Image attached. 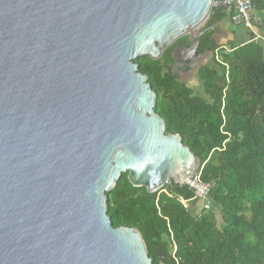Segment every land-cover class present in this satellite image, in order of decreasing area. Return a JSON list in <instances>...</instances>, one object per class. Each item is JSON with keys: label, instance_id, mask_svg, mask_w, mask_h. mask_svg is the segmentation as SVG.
<instances>
[{"label": "water", "instance_id": "water-1", "mask_svg": "<svg viewBox=\"0 0 264 264\" xmlns=\"http://www.w3.org/2000/svg\"><path fill=\"white\" fill-rule=\"evenodd\" d=\"M213 0H0V264H153L137 229L113 228L126 174L156 193L200 162L166 134L135 61L187 38ZM232 8L230 9V12Z\"/></svg>", "mask_w": 264, "mask_h": 264}, {"label": "trees", "instance_id": "trees-1", "mask_svg": "<svg viewBox=\"0 0 264 264\" xmlns=\"http://www.w3.org/2000/svg\"><path fill=\"white\" fill-rule=\"evenodd\" d=\"M251 2L264 24V0ZM217 12V23L224 18L213 8L204 29ZM213 34H203L196 51L210 54L198 70L203 95L172 71V48L157 61H135L166 134L180 136L200 162V180L214 184L210 210L199 213L185 185L148 193L123 174L107 194L113 228L137 229L153 264H264V50L256 42L220 49Z\"/></svg>", "mask_w": 264, "mask_h": 264}, {"label": "built area", "instance_id": "built-area-1", "mask_svg": "<svg viewBox=\"0 0 264 264\" xmlns=\"http://www.w3.org/2000/svg\"><path fill=\"white\" fill-rule=\"evenodd\" d=\"M213 8H223L229 11L230 21L233 25H252L256 22L254 14V7L251 0H213ZM232 11L230 12V9ZM216 60L218 61L217 51ZM201 173L196 171L188 180L184 182L185 185L192 193V201L200 200L202 202L203 211H209L211 203L209 201L210 190L213 188V183H203L200 180ZM184 207H187L186 202L181 201Z\"/></svg>", "mask_w": 264, "mask_h": 264}, {"label": "crops", "instance_id": "crops-1", "mask_svg": "<svg viewBox=\"0 0 264 264\" xmlns=\"http://www.w3.org/2000/svg\"><path fill=\"white\" fill-rule=\"evenodd\" d=\"M254 17L256 22L253 23L252 25H245V26L233 25L232 27H229L228 24L221 23L223 21L221 19L218 23H216L214 27L213 39L216 45H218L217 43L218 40L216 39L217 35L218 34L223 35L225 33L227 37L225 40H227L226 43H228V45L227 46L218 45L220 49L229 51L244 44L256 42V43H260L264 50V24H261L262 18L260 15L254 14ZM201 206H202V202L200 200H193L191 202V207L194 213H199L201 210Z\"/></svg>", "mask_w": 264, "mask_h": 264}, {"label": "flooded vegetation", "instance_id": "flooded-vegetation-1", "mask_svg": "<svg viewBox=\"0 0 264 264\" xmlns=\"http://www.w3.org/2000/svg\"><path fill=\"white\" fill-rule=\"evenodd\" d=\"M183 39H185L186 41H182ZM183 39L178 40L170 47L172 48L171 57L174 59V63L171 68L179 79L181 78V75L183 73L192 71L201 61L208 60L209 56V53L198 55L196 52L198 46L192 54L188 53V51L191 49L190 43L188 42L185 45V42H187V38L185 37Z\"/></svg>", "mask_w": 264, "mask_h": 264}, {"label": "rangeland", "instance_id": "rangeland-1", "mask_svg": "<svg viewBox=\"0 0 264 264\" xmlns=\"http://www.w3.org/2000/svg\"><path fill=\"white\" fill-rule=\"evenodd\" d=\"M222 20L223 21L221 23L228 24L229 27H232L233 26V24L230 21L229 11H225V17L222 18ZM239 26H245V25L242 24V25H239ZM204 27H205V25H204ZM216 29H215V31H216ZM226 38L227 37H226V34L225 33L223 35L222 34H218L217 37H216V39L218 40V42H217L218 45H220V46L226 45L227 46L228 43H226V41H227V40H225ZM208 60H210V54L208 56ZM208 60L201 61L192 71H190L188 73H183L181 75V78L179 79L180 82H182L186 86L192 88L194 90V92L196 94H199V95H203V93H202V90H201V87H200V82H199V79H198V69L201 66L207 64L209 62Z\"/></svg>", "mask_w": 264, "mask_h": 264}]
</instances>
